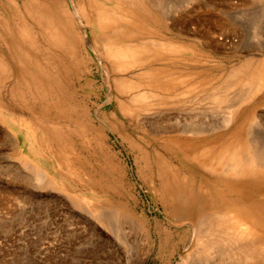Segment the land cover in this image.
I'll use <instances>...</instances> for the list:
<instances>
[{"label":"rangeland","instance_id":"374dc122","mask_svg":"<svg viewBox=\"0 0 264 264\" xmlns=\"http://www.w3.org/2000/svg\"><path fill=\"white\" fill-rule=\"evenodd\" d=\"M135 5L0 0V264H191L177 214L222 192L162 138L232 105L264 135V92L223 88L264 62V0Z\"/></svg>","mask_w":264,"mask_h":264},{"label":"bare ground","instance_id":"6f19581e","mask_svg":"<svg viewBox=\"0 0 264 264\" xmlns=\"http://www.w3.org/2000/svg\"><path fill=\"white\" fill-rule=\"evenodd\" d=\"M126 1L134 8L136 7L135 2L140 0H133L134 4L131 3L132 0ZM139 7L140 5L137 6V10ZM149 7L150 5L144 6L148 9V13ZM166 7L173 6L170 2H166ZM157 9L161 11L160 8L157 7ZM130 10L127 11L131 12ZM142 10L144 9H140L139 12L143 15ZM147 12L144 13L148 15ZM121 16L117 15V19H122ZM151 16H154V13ZM113 17L116 18L114 15ZM157 18L161 21L160 17L157 16L156 20ZM105 19L107 20L103 18ZM148 32L150 34L149 43L156 46V32ZM262 62H259L260 64L254 69L244 72L243 75L231 73L225 79L223 88L246 86V97L264 92V64ZM136 99L148 100L149 96L142 93L138 94ZM155 106L157 104H153L152 108L145 107L148 109L143 110L154 111ZM234 106L228 108L229 111L218 122L220 124L218 128L217 124L207 129L189 124L183 128L180 127L174 133V138H162L164 143H169L180 151L184 150L189 153V163L195 164L194 166L205 176L206 180L211 179L213 188H218L222 192L215 202L208 199L209 194L205 195L212 205L209 208L198 201V207L188 210L186 209L187 204L182 205L178 198L182 209L179 210L177 217L185 214V217L188 216L191 220H195L193 228L196 250L193 255H189L191 264H264V135H254L253 132L243 133V135L241 129H245L243 124L245 122L243 121L242 125L237 123ZM214 108H212L213 111ZM249 124L247 125L250 126ZM228 126L232 127L231 134L218 131ZM213 188L210 194L214 191ZM195 198L198 200L196 193L191 199ZM99 218L100 216H97V219ZM112 227V223H109V228ZM115 233L116 231H113V234Z\"/></svg>","mask_w":264,"mask_h":264}]
</instances>
